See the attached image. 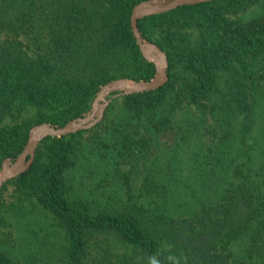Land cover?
I'll return each instance as SVG.
<instances>
[{
    "label": "trees",
    "instance_id": "obj_1",
    "mask_svg": "<svg viewBox=\"0 0 264 264\" xmlns=\"http://www.w3.org/2000/svg\"><path fill=\"white\" fill-rule=\"evenodd\" d=\"M167 1L0 0V122L30 111L0 124V162L14 160L32 125L60 127L85 111L106 82L150 80L154 67L129 14ZM259 2L202 0L136 20L140 38L165 56V82L122 94L118 112L108 103L89 128L43 137L30 163L5 181L59 222L62 257L50 264H264V136L249 135L255 147L245 142L251 89L264 85V13L235 17ZM179 109L240 118L241 160L216 192L198 193L217 186L208 175L193 188L175 176L170 159L203 129ZM226 138L196 147L193 163L223 166ZM3 220L0 264H17L2 245L13 241Z\"/></svg>",
    "mask_w": 264,
    "mask_h": 264
},
{
    "label": "rangeland",
    "instance_id": "obj_2",
    "mask_svg": "<svg viewBox=\"0 0 264 264\" xmlns=\"http://www.w3.org/2000/svg\"><path fill=\"white\" fill-rule=\"evenodd\" d=\"M261 13H264V0H261L259 4H255L254 6L244 10L239 14H235V17H237L239 20H247L252 17L259 16ZM143 43L146 47L147 52L151 55V57L155 58L154 51L159 49L152 42L146 41L144 39ZM156 63L159 64V57H157ZM165 65L167 71L166 61ZM225 75L226 74L221 75L218 87L219 89H221V92H224L225 90L224 84H222V78H224ZM115 80H126L127 82H131L127 79L118 78L110 80L105 84ZM105 84L101 85L100 88ZM251 90L253 91V97L256 99V101L251 111L250 132L246 135L248 138L245 141L247 146H254L249 138V135L258 136L257 132H259V134H263L264 136V85L260 84L259 82V84L254 85ZM98 93L99 90L89 101L86 110L72 119L87 116L88 114H90L93 106L99 107L102 104V101L95 102ZM122 94H125L124 90H118L106 96V105L108 103H112V109L115 113H117L119 110V96H121ZM223 95H225V93H223ZM221 97L222 94L220 96V92L217 91L212 95L211 101L219 102ZM203 113L205 114L203 115L202 113H199V111H196L194 109H179L178 117L187 116L190 117V119L192 118L193 121H199V125L201 124V127H203V129L200 128L199 130L202 135L198 132L197 135L193 131L191 137L186 140L184 144H182V146L177 148L175 156L170 159V161L172 163H175V176L178 178V180L187 183L189 187H195L194 182H197L199 184V182L201 183L202 180L206 179V177L204 176L208 175L207 180L210 178L212 182L217 184V186L215 184L214 186L216 187L212 186L207 190L202 189L198 191V193L211 194V192H214L213 189H215L216 192L225 185L224 183L228 182V179L231 175L230 170L233 171L234 165L237 162H240L241 154H239V149L237 146L239 145V141L241 140L243 133H241L242 130L240 126V118L238 116L227 114L223 117L225 121H221V117L217 112L213 113L212 111ZM29 114V110L20 112L12 111V115L6 117L3 121L0 122V124L10 126L13 123L20 122V120L24 116ZM200 114L203 117H200ZM93 116H95V114ZM34 125L51 126L49 123H39ZM31 127H29V129ZM218 136L227 137L224 145L222 147L219 146L221 150H224L226 152L224 163H221L223 164V166L219 164H216V166L213 165L212 161L209 158L208 162L202 160L201 162L193 163L192 158L196 147L198 148L202 146H210L213 148L215 142L219 140ZM253 150L255 151V149ZM233 155H235V157H233ZM253 156L254 159L257 160L258 157L256 153H254ZM163 157L164 156H161L160 161H162ZM5 160L9 161V159H4L3 161ZM1 162L0 174L3 173ZM208 170L209 174H207ZM9 178L11 177H6L0 183V217L4 218L2 222L4 228H10L13 241H11L10 243H3V247L7 249L8 254H10V256L14 258L17 264H50L51 262L58 260V258L62 257V252L60 249L61 247H63L64 243L63 232L59 222L49 211L43 209L37 203L26 199H21L22 197L14 192L12 184L9 182H5ZM207 180L205 184L208 182ZM190 201L191 199L189 200V202ZM189 202L187 201V203Z\"/></svg>",
    "mask_w": 264,
    "mask_h": 264
},
{
    "label": "water",
    "instance_id": "obj_3",
    "mask_svg": "<svg viewBox=\"0 0 264 264\" xmlns=\"http://www.w3.org/2000/svg\"><path fill=\"white\" fill-rule=\"evenodd\" d=\"M198 1L202 0H169L160 5L142 3L134 6L129 14L130 30L133 37L135 38L141 54L154 65L155 73L153 77L145 82H127L126 80L111 81L99 89V93L95 102L102 101V104L99 107L93 106L90 114L87 116L72 119L60 127L46 125L32 126L28 130L25 145L14 158V160H5L1 162L3 173L0 174V183L6 177L17 175L27 164L30 163L33 157L35 146L41 138L45 136L65 135L76 130L89 128L97 123L103 114V110L107 103L106 96L109 94H112L118 90H124V93L149 91L161 86L166 80L165 56L160 50H155L154 56L156 58L159 57V64H155L154 59L147 55L143 39L140 38L136 28V20L145 16L167 12L169 10L175 9L178 6L191 4ZM94 114L95 116H93Z\"/></svg>",
    "mask_w": 264,
    "mask_h": 264
},
{
    "label": "bare ground",
    "instance_id": "obj_4",
    "mask_svg": "<svg viewBox=\"0 0 264 264\" xmlns=\"http://www.w3.org/2000/svg\"><path fill=\"white\" fill-rule=\"evenodd\" d=\"M146 53H147V55H148L149 57H151V55L147 52V50H146ZM154 57H155V56H154ZM151 58H153V57H151ZM153 59H154V63L157 64V63H156V59H157V58L155 57V58H153Z\"/></svg>",
    "mask_w": 264,
    "mask_h": 264
}]
</instances>
